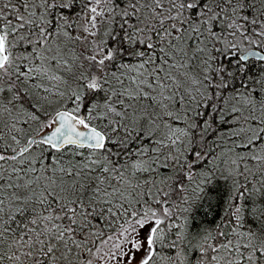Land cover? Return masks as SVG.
Instances as JSON below:
<instances>
[{
    "label": "snow or ice",
    "instance_id": "snow-or-ice-1",
    "mask_svg": "<svg viewBox=\"0 0 264 264\" xmlns=\"http://www.w3.org/2000/svg\"><path fill=\"white\" fill-rule=\"evenodd\" d=\"M0 264H264V0H0Z\"/></svg>",
    "mask_w": 264,
    "mask_h": 264
}]
</instances>
